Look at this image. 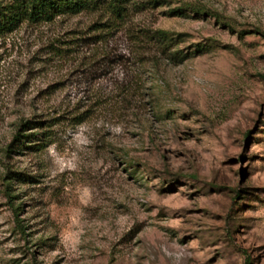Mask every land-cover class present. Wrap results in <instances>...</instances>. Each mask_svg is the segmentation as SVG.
<instances>
[{
	"label": "rangeland",
	"instance_id": "1",
	"mask_svg": "<svg viewBox=\"0 0 264 264\" xmlns=\"http://www.w3.org/2000/svg\"><path fill=\"white\" fill-rule=\"evenodd\" d=\"M81 1L0 33V264H264V0Z\"/></svg>",
	"mask_w": 264,
	"mask_h": 264
},
{
	"label": "trees",
	"instance_id": "2",
	"mask_svg": "<svg viewBox=\"0 0 264 264\" xmlns=\"http://www.w3.org/2000/svg\"><path fill=\"white\" fill-rule=\"evenodd\" d=\"M10 14L0 10V33L13 30L23 21H52L60 13H75L85 7L81 0H11Z\"/></svg>",
	"mask_w": 264,
	"mask_h": 264
}]
</instances>
